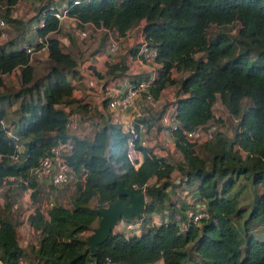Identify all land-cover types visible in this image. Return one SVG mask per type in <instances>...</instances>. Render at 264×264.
I'll use <instances>...</instances> for the list:
<instances>
[{
    "label": "trees",
    "instance_id": "1",
    "mask_svg": "<svg viewBox=\"0 0 264 264\" xmlns=\"http://www.w3.org/2000/svg\"><path fill=\"white\" fill-rule=\"evenodd\" d=\"M19 1L0 0V6L9 13ZM53 1L47 0L33 18L36 38L40 39L35 48L46 46L48 52L46 75L34 79V67L26 52L31 45L28 40L27 46L14 40L11 46H0V75L20 71L19 89L0 95V101L5 97L19 102L16 120L11 124L14 127L5 125L0 106V187L13 176L24 181L18 188L40 191L42 184L30 173L39 158L58 142L70 138L75 144L68 161L78 180L70 206L57 202L46 214L37 206L27 217L38 235L29 252L32 258L40 264H264V0H82L77 5L73 0H62L60 5ZM63 5L68 6V16L77 24H91L122 37L142 22L146 42L158 51L153 62L156 77L149 91L159 100L168 87L177 86L170 105H176L179 126L170 136L182 162L174 165L164 155L156 154L154 148H141L142 161L135 167L128 155V134L113 121L103 123L91 138L69 134L67 119L76 113L70 103L84 112L91 105L74 97V81L79 75L76 59L64 51L58 38L49 37L60 28L50 9ZM235 21L240 26L239 36L249 43L244 53H238L234 41L222 31ZM102 49L92 57L103 55ZM135 50L132 48L128 54L130 59ZM91 69L99 80L108 75L103 83L105 90H123L134 81L128 74L129 62L124 60L106 61V74ZM174 71L185 75L176 80ZM140 77L148 78L140 75L135 79ZM110 98L101 99L103 107ZM218 101L236 118L233 134L229 137L218 128L198 151L185 132L213 123ZM168 107L156 111L159 120ZM152 117L146 113L135 118L146 127L151 125ZM6 129L23 146L16 160L10 156L17 143L7 136ZM175 170L181 176L180 183L193 191L195 203L205 206L207 218L192 223L182 212L191 204L184 203L179 217L185 222L183 226L178 220L149 223L146 229L141 224L140 231L134 230L133 234L113 228L96 252L89 250L88 236L83 235L91 232L99 219L96 209L118 199L113 173L136 193L144 189L150 199L144 212L149 215L162 211L169 201ZM27 177L32 178L29 184ZM240 178L253 193L244 219L245 231L247 225L260 222L263 239L253 235L240 238L233 226L232 216L243 214L235 200L243 187L238 183ZM94 198L96 205L90 206ZM120 199L128 204L127 197ZM11 206L8 199L0 216V264H20L26 255L17 224L9 214ZM138 218L146 224L150 220L143 219L141 213Z\"/></svg>",
    "mask_w": 264,
    "mask_h": 264
},
{
    "label": "rangeland",
    "instance_id": "2",
    "mask_svg": "<svg viewBox=\"0 0 264 264\" xmlns=\"http://www.w3.org/2000/svg\"><path fill=\"white\" fill-rule=\"evenodd\" d=\"M56 4H62L64 1L62 0H54ZM53 1V2H54ZM121 1V0H117ZM47 0L44 2H34L32 0H20L18 4L9 12L6 13L3 6H0V22L4 23L3 30L4 35L0 34V46H11L13 40L16 42L22 43L23 46H30L34 48L30 54L31 64L34 67V79H39L48 73L49 59L48 52L46 46L40 49L35 48V44L40 42V39L37 37L34 31L35 18L39 12L40 6L44 5ZM142 22L133 26L125 39H122L119 45V51L116 54L108 55L107 54V45L108 42L116 37L115 34L111 31L107 32L104 30H100L91 24H87L85 26H81L77 24L76 21L72 19H66L60 24V28L58 31L51 33L49 37L58 38L63 45V49L66 52H69L76 59V62L80 61L87 65H91V67L100 74H106L105 62L109 57L112 60H124L129 62L130 70L128 74L131 76V79H135L137 76H148V70L139 69L138 66L133 62V59L129 58L130 51L135 47L136 38L138 36L139 27ZM239 23L234 22L231 25L222 28V31L226 34L227 37L234 41L236 46V50L238 53H244L248 50L249 43L246 39H243L239 36ZM86 32L85 37H81V32ZM1 32V31H0ZM213 32L209 31V34ZM29 41V44L27 42ZM103 47L102 50H105V53L101 56L92 54ZM196 56H200L197 54ZM150 66H152L150 64ZM185 74L173 72V77L176 80H179ZM135 76V77H134ZM108 79V75H106L104 80H99L96 78V75L93 74L91 68H87L83 71V74H79L78 79L75 78L74 81V92L75 98L80 100H85V102H90L91 109L84 112L82 110H77L75 105L70 103L71 108H74L76 113L81 118L80 124V132L78 133V137H86L91 138L93 133L100 127L103 123L107 121H115L116 119L120 121L122 124L126 122L127 116L131 114L130 112H112L108 107L105 108L102 105L101 99L106 96V92L102 93L101 88L104 83ZM20 87V71L14 70L8 74L0 75V95L11 94ZM177 86L176 84L168 87L161 95L159 99L158 109H146L144 106H138L137 110H140L142 113H150L153 115L152 121H150L151 125H148L144 128L145 134L147 135L148 144L154 149H157L158 152L163 154L170 163L177 164L182 162V155L174 148L172 139L169 134L165 132V129L160 124L158 119V113L156 111H160L164 106L173 101L175 97V90ZM120 90H113V92L118 93ZM105 94V95H104ZM19 102L13 98L7 99L2 98L0 101V106L3 108V121L6 126H13V122L16 120L15 109L18 107ZM69 108V107H68ZM100 108V109H99ZM105 108V109H104ZM70 109V108H69ZM104 109V110H103ZM104 113H103V112ZM214 114L215 120L212 121L220 131L224 132L227 136L231 137L234 131V127L236 124V118H234L227 109L218 101L214 105ZM124 125V124H123ZM150 126V127H149ZM14 127V126H13ZM164 133V135H163ZM77 135L76 132H74ZM196 150H200L205 142L203 141H195ZM180 174L178 170H175L172 173L171 179L175 184L169 190V201L165 203L162 211H154L151 214H147L144 212V208L141 211V215L144 218H150L148 220V224L144 223V221L139 220L138 216L126 219L132 224L130 227H127L125 223L124 225H120L121 221H118L114 227L115 230L117 228L124 230L126 233H129L134 230H138L139 226L143 224V227L150 225H158L162 221H179V217L181 215L180 207L184 203H195L196 199L192 197V190L189 187H186L184 184L180 183ZM32 178L27 177V184H29ZM242 179V178H240ZM75 182H71V184L64 188H54V187H45L40 185V191H33V189H25L22 190L18 187L13 186L14 188L8 187L7 185L3 187L2 193L0 196V216L4 214V206L7 203V200L12 201L11 210L9 211L10 217L12 221L17 224L18 234H19V242L24 247L25 250V259L21 260L20 264H40L32 258L30 255V250L36 245L38 240V235L31 230L30 227H27L26 216L28 215V211L31 209L40 206L41 209L46 210L47 204L52 201L55 203L59 202L62 205L69 207L70 206V197L73 195L75 190ZM243 187L239 189V193L237 194L235 200L237 207L243 212L242 215L234 214L232 216V223L235 229L237 230L240 238H244L247 235H253L256 238L263 239V224L257 222L255 225H247V230L245 231L244 219L247 216L249 211V206L251 199L253 197V193L251 191V187L246 185L245 181L242 179L238 181ZM26 184V185H27ZM48 188V189H47ZM240 188V187H239ZM237 188L235 187V190ZM259 193L261 187L258 188ZM192 191V192H190ZM8 198V199H7ZM146 204L150 202V199L146 196ZM97 199L94 198L90 202V206H95ZM145 207V206H144ZM169 207H173L175 210L172 211ZM187 210H183L184 214H187ZM100 218V217H99ZM154 218V219H153ZM145 219V220H146ZM99 220V219H98ZM98 220L95 222L94 227L98 226ZM179 223L183 226L185 222L182 220ZM135 224V225H133ZM131 229V230H130ZM93 231V230H92ZM91 232L85 233L83 236H89ZM133 234V233H132ZM129 235V234H128ZM42 264V263H41Z\"/></svg>",
    "mask_w": 264,
    "mask_h": 264
},
{
    "label": "built area",
    "instance_id": "3",
    "mask_svg": "<svg viewBox=\"0 0 264 264\" xmlns=\"http://www.w3.org/2000/svg\"><path fill=\"white\" fill-rule=\"evenodd\" d=\"M81 2L82 0H73V5L80 4ZM50 10H51L50 13L55 18H57L59 24H61L66 19H71L68 16V10H69L68 6L65 7L63 5L58 8L52 6ZM44 17H45V13L43 14V17L39 19L38 25L40 26L43 25ZM3 26L4 23L0 22V29H3ZM99 29L107 31L106 29H102V28ZM128 33L126 34V36L128 35ZM1 35L2 36L4 35L3 30H1ZM85 36H86V32L82 31L81 37H85ZM115 36L116 37L112 38L107 45V54L109 56L116 54L119 51L120 42L122 39H125L126 37V36L122 37L118 35ZM135 48H136L135 54L132 57L133 62L136 64V66H138L139 69L148 70L149 72V75L147 76L148 78L147 79L142 77L136 78L134 79L133 82L128 84L123 90H120L118 93L113 92L114 89H109L107 87L105 90L104 86L102 85L101 92L104 91L107 94L106 96L111 97L107 103V107L110 110H112V112L120 111L124 113L127 112L131 113L129 114V116H127L125 123L122 122V124H120L121 122L118 121L117 119L114 122L119 125H122L124 132L128 134V139H127L128 155L131 158V160L134 162L135 167H138L143 157L141 148H151V147L150 144H148V140L146 137L147 135L145 134L146 129L144 130L145 127H143L142 124L137 123L135 118V117L144 116L146 115V113H142L140 110H137V107L144 106L146 109H158V105H159V100L154 99L153 95L149 91V87L152 81L156 77V71L154 69L155 64L153 62L155 61L158 51L157 48L150 46L146 42L145 37L143 35L142 24L139 27ZM32 50H34L33 47L30 46L26 47L27 53L31 54ZM111 59L112 58L109 57L107 61H110ZM150 64L152 66H150ZM87 68H91V65L89 64L85 67L83 61L77 62L76 70L78 71L79 74H83V71ZM66 110L69 111V108L66 107ZM175 110H176V105H170L164 111L161 119L159 120L161 126L164 127L165 132L169 135H171V133L174 130H177L179 126L178 120L176 118ZM80 124H81L80 116L77 113L73 112L68 116L66 123V130L71 135L74 134V132L78 134L81 130ZM217 129L218 128L215 124H207L204 126H198L193 130L186 131L185 135L191 141L206 142L214 137ZM6 134L9 138L13 139L17 143L18 137L15 136V134L10 129H6ZM171 139L173 142L172 137ZM74 146H75L74 141L70 138L65 141H61L52 145L47 150V152L39 158L37 165L31 170L30 173L31 176L34 178V180L42 184V186L49 188L50 187L64 188L69 186L73 181L76 183L78 178L76 177L75 172L73 171L68 161L69 157L73 153ZM15 148H16L15 153L10 156L11 160H16L18 154L23 151V146L21 144L17 143L15 145ZM23 182L24 181L21 178H17L13 176L8 177L4 181V184L0 187V196L4 186L7 185L8 187L14 188L13 186L17 187L18 185H22ZM134 188H137V186H134ZM53 206H54V202L50 201L46 206V210L41 209L40 206L39 207L40 210L44 214H46L47 210L52 208ZM33 210L34 209L28 211V215L32 213ZM28 215L26 216V220ZM207 216L208 214L206 208L200 202L192 203L189 210L187 211V217L194 224H199L200 221L204 218H207ZM120 221H121L120 225H124L125 223H127L126 224L127 227H130L131 226L130 224H132L126 219H121ZM27 227H30L29 223L27 224ZM119 230L124 231L122 229Z\"/></svg>",
    "mask_w": 264,
    "mask_h": 264
},
{
    "label": "water",
    "instance_id": "4",
    "mask_svg": "<svg viewBox=\"0 0 264 264\" xmlns=\"http://www.w3.org/2000/svg\"><path fill=\"white\" fill-rule=\"evenodd\" d=\"M112 182L117 186L118 199L96 209L100 215L98 226L93 229L87 238L89 250L92 252H96L97 246L108 239L118 221L139 216L146 203L145 193L143 191L136 193L125 187L118 178L117 173H113ZM120 197H127L128 204L123 202Z\"/></svg>",
    "mask_w": 264,
    "mask_h": 264
},
{
    "label": "crops",
    "instance_id": "5",
    "mask_svg": "<svg viewBox=\"0 0 264 264\" xmlns=\"http://www.w3.org/2000/svg\"><path fill=\"white\" fill-rule=\"evenodd\" d=\"M100 109V108H99ZM163 135H164V133H163ZM151 147V146H150ZM151 148H153V147H151ZM152 150H154V152L156 153V154H158V155H163V154H161L160 152H158L157 151V149H152ZM154 219V218H153ZM33 231V230H32ZM21 244V243H20ZM22 246V245H21Z\"/></svg>",
    "mask_w": 264,
    "mask_h": 264
}]
</instances>
